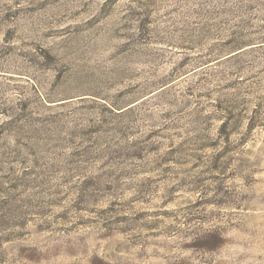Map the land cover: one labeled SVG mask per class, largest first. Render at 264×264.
Returning a JSON list of instances; mask_svg holds the SVG:
<instances>
[{
	"label": "rangeland",
	"instance_id": "1",
	"mask_svg": "<svg viewBox=\"0 0 264 264\" xmlns=\"http://www.w3.org/2000/svg\"><path fill=\"white\" fill-rule=\"evenodd\" d=\"M0 264H264V0H0Z\"/></svg>",
	"mask_w": 264,
	"mask_h": 264
},
{
	"label": "trees",
	"instance_id": "2",
	"mask_svg": "<svg viewBox=\"0 0 264 264\" xmlns=\"http://www.w3.org/2000/svg\"><path fill=\"white\" fill-rule=\"evenodd\" d=\"M130 108H131V107H128V108L124 109V111H125V110H128V109H130ZM121 109H122V108H121ZM224 123H225V122H224ZM203 248H205V246H203Z\"/></svg>",
	"mask_w": 264,
	"mask_h": 264
}]
</instances>
